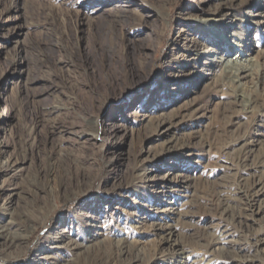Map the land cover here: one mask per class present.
<instances>
[{
    "label": "rangeland",
    "instance_id": "1",
    "mask_svg": "<svg viewBox=\"0 0 264 264\" xmlns=\"http://www.w3.org/2000/svg\"><path fill=\"white\" fill-rule=\"evenodd\" d=\"M256 13L264 0H0V226L11 221L25 238L0 248V264H153L165 251L158 225L173 226L172 241L186 248V258L166 254L162 264L200 259L218 234L219 186L264 185ZM209 19L231 24L260 64L258 89L243 82L248 107L219 69L185 55L205 44L192 21ZM174 114L182 122L163 132L158 120ZM174 165L165 188L145 181ZM183 167L190 181L180 189ZM259 194L263 213L247 220V236L264 224V187ZM162 200L173 213L149 207ZM241 232L230 240L245 244ZM59 236L67 245L52 249ZM253 254L264 261V246Z\"/></svg>",
    "mask_w": 264,
    "mask_h": 264
},
{
    "label": "bare ground",
    "instance_id": "2",
    "mask_svg": "<svg viewBox=\"0 0 264 264\" xmlns=\"http://www.w3.org/2000/svg\"><path fill=\"white\" fill-rule=\"evenodd\" d=\"M252 17H260L258 20V24H263L264 26V15H259L256 13ZM192 22L196 23V26H199L204 30L206 35L205 44L201 45L202 48H200L196 43H193L191 46L194 47L193 50L184 51L185 55H187L186 57L194 61L201 60V67L205 68L208 66H213L214 68L219 69L223 79L230 82L233 86V89L237 93H239L238 98H235V102L241 105V107H248V105H251L252 101L248 100L249 98H246L244 94L245 84L243 82L246 79L257 80V82L255 83V90L258 89V79L261 75L262 69H260V64L258 63L256 58L252 56L253 54H248L251 50L249 41L244 40L241 36H238V32L234 30V27H231V24L228 25L224 22L214 21L210 19L194 20ZM186 41L189 40L187 39ZM190 74L191 73H189L187 76L191 77L192 75ZM246 99L248 101H246ZM246 102L248 104H246ZM6 112L7 111L5 110H0V119L5 118ZM133 116H137V114L134 113ZM146 118H148V116L146 115L142 117V119L144 120H146ZM183 118L184 117H181L180 114H174L169 117L163 116L160 117L157 125L161 129H163V132H166L171 128V126H176L178 123L182 122L181 120ZM95 135L96 133L92 134V136ZM241 159L240 156H238L235 160L240 161ZM244 161L246 162V157H244L243 162ZM173 170H176L175 165L165 169H160L159 173H157L155 177L151 175L152 172L147 174L145 173L146 177L144 178L145 181L152 186V188L155 187L163 189L165 188L164 186L167 183L170 184V177L173 175ZM178 170L179 171L176 172L178 173L176 177L179 179L178 185H181V187L179 188L182 189V186L189 187L190 178L185 175L187 169L183 167V169ZM182 172H184V174ZM239 177L241 178L242 176ZM243 180L244 179H242L241 181ZM255 180L251 184L252 186H249L247 190L246 182L245 184H242L241 187L239 185V188L235 187L236 189H231V187H227L223 184L219 186V190L217 189L218 192L215 193L216 200L212 205V213H214L215 218H217L216 220H218L217 223H215V226H213V229L216 230V233L218 234L212 239V241L207 243L208 245H206L202 249V253H199L202 254L199 256L200 259L195 258V260L191 264H209L211 259L208 258L214 256L216 252H218L220 257L223 258L224 261L222 264H264V261L261 259V257L253 254V252H258V250H260L261 247L264 246V224L259 230H250V235H246V230L252 226L248 224L247 220L255 221L256 217L263 213L260 205H257V198L260 195L259 193L261 192V190H263L264 185L261 182L260 178H257L256 181ZM258 186L260 188L257 189ZM164 198L168 199L167 204H174L171 201L172 199L168 198V196H164ZM230 202H239V208L237 207L235 209V206L230 204ZM162 204H164L163 200L157 202L156 204H150L149 207L159 214H162L164 212L169 213L171 211L173 213V208L163 209ZM11 224V221H7L5 223H2V225L0 226V248L5 250L14 248L17 245L21 244V242L25 241L24 237H21L20 235L11 233L9 231V227L11 226ZM152 228V231L159 232L161 235V241L159 242L160 246L159 248H157V251L162 250L161 248L163 247L165 248L166 252L161 251L160 254L155 253L153 257L149 259V263L162 264L161 260L164 259V256H166V254L172 256V258L176 260H180V258L182 259L185 257L186 248L183 246V244L172 241V238L176 235V230L173 226L158 225ZM237 229H240L242 231L241 233H245L244 239L242 240L246 241V245L239 243V240L237 239L230 240ZM64 238V236H59V239L61 241L59 242L57 240L58 242L54 244L52 249H57L59 243L63 244ZM63 245L66 246L67 244ZM77 245L78 244L74 243L72 246L76 247ZM43 259L46 261L48 259H51V257L45 256L43 257ZM146 263L148 264L147 261L144 262V264ZM184 264H186L185 261Z\"/></svg>",
    "mask_w": 264,
    "mask_h": 264
}]
</instances>
